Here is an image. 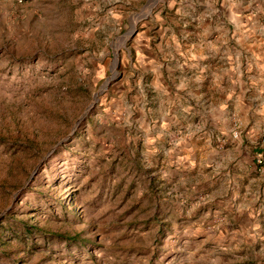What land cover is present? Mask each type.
I'll list each match as a JSON object with an SVG mask.
<instances>
[{
	"label": "rangeland",
	"instance_id": "obj_1",
	"mask_svg": "<svg viewBox=\"0 0 264 264\" xmlns=\"http://www.w3.org/2000/svg\"><path fill=\"white\" fill-rule=\"evenodd\" d=\"M263 87L264 0H0V264H264Z\"/></svg>",
	"mask_w": 264,
	"mask_h": 264
},
{
	"label": "crops",
	"instance_id": "obj_2",
	"mask_svg": "<svg viewBox=\"0 0 264 264\" xmlns=\"http://www.w3.org/2000/svg\"><path fill=\"white\" fill-rule=\"evenodd\" d=\"M233 64V63H232ZM231 64V65H232ZM229 72H230V70H228ZM229 75H231V73L229 74ZM230 80V82L232 83V85L230 86V88H225L223 85H221L220 87L221 88H224V89H226V91H227V93H226V99L227 100H231L233 97H234V93H235V91L237 90V88H239V91L240 92H243L244 93V90H246L247 89V87L246 86H244V81H240L239 82V87L237 86V84L232 80V78H228V81ZM229 83H227V85H228ZM258 88H260V86H258ZM253 89H255L254 87H253ZM262 90H264V87L262 88ZM244 98V97H243Z\"/></svg>",
	"mask_w": 264,
	"mask_h": 264
}]
</instances>
